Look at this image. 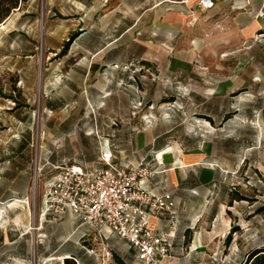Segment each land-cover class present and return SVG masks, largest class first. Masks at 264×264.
Returning <instances> with one entry per match:
<instances>
[{"label":"rangeland","instance_id":"rangeland-1","mask_svg":"<svg viewBox=\"0 0 264 264\" xmlns=\"http://www.w3.org/2000/svg\"><path fill=\"white\" fill-rule=\"evenodd\" d=\"M94 3L31 0L0 24V264H65L61 253L75 242L96 264H137L123 242L83 237L75 222L70 234L64 220L44 216L46 190L65 167L53 158L89 160L107 144L118 160L139 163L156 135L165 148L205 141L236 164L238 193L256 199L240 203L243 218L264 205L263 47L222 35L198 9L164 43H100Z\"/></svg>","mask_w":264,"mask_h":264},{"label":"crops","instance_id":"crops-1","mask_svg":"<svg viewBox=\"0 0 264 264\" xmlns=\"http://www.w3.org/2000/svg\"><path fill=\"white\" fill-rule=\"evenodd\" d=\"M104 1L96 0L93 8V32L98 33L100 38L107 36L100 43L137 42L146 48L149 43H164V37L178 33L187 19L196 17L198 9L219 21L217 23L224 29L222 35L237 36L241 42L245 38H255L254 45L264 49V16H259L260 12H264V0H214L215 7L210 11L197 7V0H111L109 5ZM86 34L83 32L80 37ZM103 51L104 47H99L95 54H105ZM35 52L36 46L31 45L27 55L33 58ZM139 59L145 58L141 55ZM24 69L16 71L21 74ZM32 76L35 82V73ZM23 81L19 80L26 87ZM27 90L31 91V88ZM45 105L52 107V102L45 99ZM159 139L160 136L156 135L153 141L157 140V144H153L151 150H144L145 156L149 157L147 162L158 171L148 187L155 192L172 193L179 211L177 227L173 232L174 248L166 264H244L251 251L264 246V226H261L260 216L255 214L256 209L248 212L251 217L248 216L246 221L242 208L238 207L245 201L233 200V193H238V184L232 182L229 172L234 171L236 164H233L234 167L225 165L222 156L209 152L205 141L194 150H186L165 148L160 145ZM71 160L89 171L106 167L100 150L89 160L56 157L51 165L60 168L68 166L67 162ZM157 160L162 164L159 165ZM137 161L118 160L114 156V163L118 165L129 166L137 164ZM51 215L64 220V227L72 233L71 225L75 220L69 212L49 214V219L53 218ZM151 221L159 232L169 231L167 215ZM246 223L250 225L246 226ZM235 227H238L237 231ZM76 229L79 230L78 226ZM229 236L231 238L227 240ZM111 237L123 242L136 259L135 251L129 249L124 241ZM84 250L75 242L61 254L64 260L71 258L78 264H96L86 257ZM86 252L89 254V250Z\"/></svg>","mask_w":264,"mask_h":264},{"label":"built area","instance_id":"built-area-1","mask_svg":"<svg viewBox=\"0 0 264 264\" xmlns=\"http://www.w3.org/2000/svg\"><path fill=\"white\" fill-rule=\"evenodd\" d=\"M197 7L210 11L215 1L197 0ZM102 158L106 167L98 170L76 164L63 167L44 195V216L69 212L83 237L93 233L108 240L114 236L135 251L137 264H166L174 248L179 215L173 194L149 189L158 174L149 162L142 160L131 168L118 165L108 144ZM162 215L169 217L166 233L151 221Z\"/></svg>","mask_w":264,"mask_h":264},{"label":"trees","instance_id":"trees-1","mask_svg":"<svg viewBox=\"0 0 264 264\" xmlns=\"http://www.w3.org/2000/svg\"><path fill=\"white\" fill-rule=\"evenodd\" d=\"M31 0H0V24H2L6 19H8L14 12L25 11ZM75 38V36H73ZM72 39V38H71ZM71 39L63 46L60 54H67L70 48ZM233 200L236 201H250L256 199H248L246 196L240 193H233ZM256 215L264 214V205L258 207L255 210ZM235 231L238 227L234 228ZM231 236L228 237L229 240ZM65 264H78L74 259H65ZM244 264H264V246L251 251L247 257Z\"/></svg>","mask_w":264,"mask_h":264}]
</instances>
